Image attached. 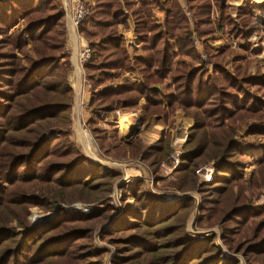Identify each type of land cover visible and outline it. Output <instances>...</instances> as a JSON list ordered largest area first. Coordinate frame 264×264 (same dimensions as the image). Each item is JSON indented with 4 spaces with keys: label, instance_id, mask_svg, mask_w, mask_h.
<instances>
[{
    "label": "trees",
    "instance_id": "16d2710c",
    "mask_svg": "<svg viewBox=\"0 0 264 264\" xmlns=\"http://www.w3.org/2000/svg\"><path fill=\"white\" fill-rule=\"evenodd\" d=\"M182 1L186 8L179 0L90 4L78 26L91 52L82 66L91 88L87 128L104 155L139 161L155 185L166 180L160 173L172 152L169 138L149 145L139 138L125 143L116 131L104 130L103 117L140 110L139 125L153 116L167 123L177 111L191 118L175 179L165 188L196 192V224L217 226L228 252L241 254L248 264H264V204H252L246 195L264 186V127L258 125L264 123V71L256 65L249 72L253 60L247 43L238 49L225 43L216 54L204 45L207 60L192 64L200 58L193 33L212 40L224 30L236 40L248 38L255 9L244 0L232 17L228 0ZM61 6L57 0L0 1V264H104L106 250L92 245L98 227L101 241L115 249L111 264H239L224 254L214 234L199 238L186 231L193 197L168 202L146 191L138 178L118 186L122 210H116L111 195L122 174L90 161L69 139L73 89L67 81L69 56L65 67L59 58L65 46ZM156 6L163 12L162 24L154 20ZM129 22L137 38L134 54L118 30ZM168 77L171 91L165 93L158 86ZM249 122L253 126L246 138L258 143L253 147L261 150L262 162L245 187L243 162L253 151L245 152L236 134ZM54 130L58 137L46 136ZM210 163L214 176L205 182L197 171ZM76 202L96 206L88 215L60 210L45 225L28 222L30 208L49 212L56 204Z\"/></svg>",
    "mask_w": 264,
    "mask_h": 264
},
{
    "label": "rangeland",
    "instance_id": "374dc122",
    "mask_svg": "<svg viewBox=\"0 0 264 264\" xmlns=\"http://www.w3.org/2000/svg\"><path fill=\"white\" fill-rule=\"evenodd\" d=\"M86 1L88 3H90V4L93 3V0H86ZM57 2L61 4L60 0H57ZM181 3L186 8V6L183 3V1ZM254 4H255V2H254ZM255 5L258 6L257 4H255ZM258 8H259V6H258ZM152 13H153V11H152ZM186 16H187L188 20L190 21L191 20L190 19V14L188 12H186ZM153 17H154V13H153ZM253 19H254V15H253ZM66 22L67 21H66V15H65V46H64V51H63L62 55L59 58H60V63L62 64V67H65V63H64V60L66 58L65 56H69V61H70V65H71L70 70H69V72L67 74V81H68L69 85L73 89V104H72V112H71V125L69 126V130L71 132V136H70L69 139H70L71 142H73L76 145V147L79 150V152L83 156H85L87 159H89L90 161H92L94 163H97V164H100L102 166H105V167H107V168H109V169H111V170H113L115 172H120L122 174V178L114 184L113 193L111 195V197L114 199L116 210H118V211L122 210V206L120 205V203H119V201L117 199V195L120 196V194L118 192V189H117L118 186L121 185V184H124V183L127 184L129 180L134 181L133 179L136 180L138 178H143V176H145L146 177V181L143 178L144 181H145V190L150 192V193H154L155 195L163 197V198H165L167 200H171L173 198V196H175V197H180L181 196L182 198L193 197L195 199V201H196L195 208H194L193 212L191 213V215H190V217H189V219L187 221V224H186V231L189 234H191L193 236H196V237H199V238H203V237H206L208 235L214 234L216 236L218 246L223 250L224 254L228 258L237 260L239 264L241 262L243 264H248L241 254L231 253V252H228L226 250V248L222 245V243L219 240V228L217 226H214V227H211V228H204V227H200V226H198L196 224L197 217H198V208H199V197H198L196 192H187V193L181 194V193H177V192L168 191L165 188V185L168 182H173L174 181L175 177H174L173 172L176 170L177 167L174 168V170H166L165 169V167H166L165 162L166 161H164L162 166H161L160 176L162 178H165L166 181L164 183H160L159 181H157L155 183V185H154L153 177H152L148 167L145 166L144 164L140 163L139 161L114 159L112 157L104 155L103 152H101L99 150L97 144L95 143L94 139L90 135V133L88 131V128H87L88 127V123H87L88 121L87 120H88V117L90 115L87 105H88V100H89V98L91 96V88L86 82V77H85V74H84V71H83V67L79 66L78 60H77V55H78V53L80 51V43L82 41L81 39L83 38L84 41L87 44H89V43H88V40L86 39V36H84V35H83L82 38L81 37L77 38L78 35L76 34V32L73 31L74 32V34H73L72 33L73 29L71 30V26L69 25L68 22L67 23ZM252 26H256V27H254V33L251 34L253 36V38H255L251 42V44L254 45V43H256V42L260 43L261 41H264V33L262 35V30L259 29L261 27H258L257 23L254 24L253 22H252ZM18 28L22 29V25L19 24ZM126 28L129 31L127 34L125 32L126 35L123 34L122 29H121V32L119 31V34H120V36H122L126 40V44H127L129 52L134 54V53H136L137 48H138L137 47V38L133 34L132 25H131L130 22H129L128 27H126ZM257 35H258V37H257ZM71 38H73V41H71ZM195 40L198 41L199 45H195L194 44ZM171 43H173V41ZM225 43H228V44H230L232 46V44H234L235 41L233 39H231V37L224 30L223 31H219L217 33V35L215 36V38L212 39V40L199 39L197 37V35L195 33H193L192 34V45H193V47L195 48V50H196V52L198 54V58L199 57L200 58H199V61L194 62L192 64H194L196 67H198L200 60L203 61V62H205L207 60V56H206V53L204 51V45L209 46L211 48V50L213 51V53L216 54V53H218L220 48ZM240 44L243 45L242 41H240ZM28 46H29L28 49H30L31 44L29 43ZM233 47L237 48V46H233ZM252 48L253 49H251V52L256 47H252ZM260 48H262L264 50V43L262 44V46ZM251 52L249 53V57L251 58V60H253V62L251 64L250 71L251 70L253 71V68L256 67V65H260L261 67L262 66L264 67V65H263V63H264V52L261 53V56H256L255 54H251ZM29 55H31L33 58H35L32 55V53H30ZM202 55H204L203 59L201 57ZM20 57L23 58L22 56H20ZM177 59H178V55H177L176 49H175L174 52H173V62H174L173 64H175L177 62ZM185 59L189 60V58H185ZM76 62H77L78 66H79V68H80V70L82 72H79V68L76 65ZM208 66H209V64L207 65V68H208ZM208 70L211 71L212 69L210 70L208 68ZM124 76L126 78H128L131 82H135L137 80V76L133 75V74H131V75L130 74H128V75L125 74ZM113 77H115V76L113 75L112 79H113ZM132 80H135V81H132ZM170 82H171L170 78L168 77L164 81V83L159 85L158 87H163V88L167 89L168 85L170 84ZM110 84H112V83H110ZM111 86L112 87H116L117 85L112 84ZM170 91H171V89L169 90V92ZM123 112H125V111L117 110V111H115L114 114H112V115H114L116 117V119H114L115 122H117V119L120 116H122ZM125 113H130V112H125ZM141 114H143V113L141 112ZM178 114H179V116H181L180 114L183 115V113L181 111H177L174 114V116H172L169 119L170 122L172 121V119H174V117L177 118ZM183 117H185V116L183 115ZM104 118L105 117H103V120H104ZM186 118H188V117H186ZM104 125H105V123L102 122V127L104 128V130H106L110 134H112L111 133L112 131H116L117 132V136H118V138L120 140H122L125 143H130V142H126L127 140H125V137L127 135H129L130 132H131V125L130 124H128L127 122L123 121L122 123H120V125L119 124L117 125V123L116 124H112V126H110V127H105ZM142 125H144V124H142ZM142 125L138 124V126H137V128L135 130V134L132 133L133 137H131V139H133V141L135 139L139 138L144 143L143 139L141 138V135H142V133L144 131V128L142 127ZM258 125H261V126L264 127V123H261V124L259 123ZM246 126H248V127L246 128V130L242 134H240L238 132V130L241 127V125L238 126L237 134H236L237 138H241L242 139V142L244 144L245 152H249V151L252 152L253 151L252 152L253 157L248 159L247 161L243 162V163L246 162L245 168L243 170V175H244L243 177H244V180L246 182V186L245 187H247V186H249V185H251L253 183V177H254L255 172H256V165L258 163L262 162L261 150L259 149V151H256V150H254V147H253V146H257L258 143L254 142L249 137L246 138V135L248 133H250V129L253 126L252 122H249L248 124L245 125V127ZM188 129H187V131H188ZM58 131L59 130L50 131V132L46 133V136H48V137H58ZM166 131H167L166 134L162 135L161 137H168L169 138L170 147L172 148L171 155L174 152H178V153H176V155L177 154L179 155V153L182 155L181 146L185 143L186 138L184 139L183 142H177V140L176 141L173 140V144H172L171 143V138H172V136H174L173 135V132L175 131L174 126L170 125V127H168ZM86 132L88 133V135L90 136V138L92 140V141H89V142L98 151L97 152L98 159L90 157V155L83 148V142H82V140L80 138V134L81 133L86 134ZM182 132H185V130L181 129L180 131H178L177 136H178V134H180ZM133 141H131V142H133ZM156 141H154V142H156ZM144 144L148 145V144H151V143H144ZM170 162H171V165H172L174 163V159H171L169 161V163ZM178 163H179V160H178ZM133 173L136 174L135 177L132 176ZM206 174H208V179H206V177H205ZM197 175H198V177L200 179L204 180L205 182H209L211 180L210 177L212 178L214 176V164L210 163L208 165H205V166L201 167L199 169V171H197ZM7 186L8 185H6V184L2 185V187H4V188H6ZM246 195H247V197H249L251 199L252 204H254L256 206H261V205L264 204V186H260L257 189H253V190L247 191ZM177 200L178 199H176V200L173 199V201H177ZM173 201H168V202H173ZM132 202H133V200H127L126 204H131ZM75 205H77V206H79L81 208H84V209L85 208H92V207L94 208V206H96L94 204H83V203H80V202L71 203V204L59 203V204H56L54 206V208L51 211H49V212H44L43 210H41L38 207H33V208L29 209L28 222H29L31 227L45 225V224H47V223H44L45 219L48 218L50 215H53V217H54L56 212L60 211V210H63V211L68 212V213H80V214H83V215H88L91 212L90 211L89 213H86V212L81 213L79 211L69 210V208H71V207H73ZM57 207H59V208L56 209ZM52 220H53V218H52ZM101 229H102V227L101 228L98 227L94 231L93 238H92V245H93V247L95 249L106 250V254L103 256V263L104 264H111V259L113 257L115 249H114V247L112 245L108 244L105 240L101 241V239L99 238V235L101 233Z\"/></svg>",
    "mask_w": 264,
    "mask_h": 264
},
{
    "label": "crops",
    "instance_id": "0c3cea01",
    "mask_svg": "<svg viewBox=\"0 0 264 264\" xmlns=\"http://www.w3.org/2000/svg\"><path fill=\"white\" fill-rule=\"evenodd\" d=\"M179 1L182 2V0H179ZM243 1L244 0H228V4L230 6V15L232 17H235V14L237 12V9H238V7L240 6V4ZM254 2H255V4H257L259 6V8H258V6H256L254 4ZM250 4H251V6L256 11L255 14H254L253 23L254 24L257 23L258 27H261L259 29L262 30V35H263V33H264V15L263 14L264 13L261 11V9H264V0H250ZM152 11L154 13V19H155L156 23L157 24H162L163 23V12L157 6L154 7L152 9ZM254 27H256V26H254ZM121 29H122V32H123L124 35H126L129 32L127 30V28L124 27V26H119L118 27V30L120 32H121ZM125 32H126V34H125ZM257 37H258V35H257ZM231 39H233L235 41V43H236V44L235 43L232 44V47L233 46H237V48H234L233 47L234 49H238V46H243L244 44L247 43V44H250V46H251L250 47V50L253 49L252 47H256L252 51L253 54H255L256 56H261V53L264 52V50L262 49L263 47L260 48L262 46V44L264 43V41H261L260 43L259 42H256V43H254V45H252L251 42L254 40L252 35L250 37H248V38H242V39H237L236 40L235 38L231 37ZM71 41H73V38H71ZM240 41H242L243 45L240 44ZM263 65H264V63H263ZM263 69H264V67L262 66V70ZM254 70H255V67L253 68V71L252 70L250 71V69H249V72H251L253 74ZM126 75H128V74H126ZM132 81H135V80H132ZM158 88L162 92L163 91L165 93L166 92H169V90L166 89V88H163V87H158ZM180 115L181 116H179V114H178V117L177 118L174 117L175 120L172 119L171 122L169 120L167 123L164 121V119L162 117H159V116H153V117L149 118L148 121L144 125H142V127L144 128V131H143V133L141 135V138L143 139L144 143H153L154 141H156L157 139H159V137H161L162 135L166 134V132H167L166 130H167L168 127H170V125L171 126H174V128H175V131L173 132V135L174 136H172V138H171V143L172 144H173V140L176 141L177 133L181 129H184L185 130V138H186L187 137V129L189 127H191L193 121L190 118L183 117L182 114H180ZM141 116H142V114H141V111L140 110L135 111V112H130V113L123 112L122 116H120L117 119V122H115L114 119H116V117L114 115H112V114H109V115H105L104 116L105 118H104L103 122L105 123V125H104L105 127H110V126H112V124H116V123H117V125L118 124L120 125V123H122L123 121L127 122L128 124H130L131 125V132H130L129 135H127L125 137V140H127L126 142H131V141H133V139H131V137H133L132 133L135 134V130H136L138 124H139V118ZM247 127L248 126L245 127V125H241V127L238 130V132L240 134L244 133V131L246 130ZM176 153H178V152H174L172 155L170 154V156L167 158V160L165 162V164H166L165 169L166 170H174V168L177 167L178 160H179L178 158L181 156V154L179 153V155L178 154L176 155ZM171 159H174V163L172 165H171V162L169 163V161ZM135 175H136L135 173L132 174L133 177H135ZM143 178L146 181V177L143 176ZM133 180H135V179H133ZM165 181L166 180L159 181V182L160 183H164ZM180 197L173 196V198L171 200H167L165 198L164 199L166 201H173V199L174 200H176V199L179 200V199L182 198V197L181 198Z\"/></svg>",
    "mask_w": 264,
    "mask_h": 264
},
{
    "label": "built area",
    "instance_id": "2783aa9c",
    "mask_svg": "<svg viewBox=\"0 0 264 264\" xmlns=\"http://www.w3.org/2000/svg\"><path fill=\"white\" fill-rule=\"evenodd\" d=\"M60 1H61L62 8L65 11L66 21L69 23L73 31L76 32V34L80 38L81 36L78 33V26L81 23V21L87 16L89 12L90 3H88L86 0H60ZM81 40L82 41L80 43V51L77 55V60H78V64L80 67H82L83 64H85L90 59V53H91L88 44L84 41L83 38ZM194 44L199 45L197 40L194 41ZM201 57L203 59L204 55H202ZM208 68L211 70L213 68V64H209ZM205 177L206 179H208V174H206ZM119 198L120 196L117 195L118 200ZM58 208L59 207H57L56 209ZM92 209L93 207L84 209L77 205L69 208V210L79 211L81 213L83 212L89 213ZM52 218H53V215H50L48 218L45 219L44 223L50 222ZM240 264H243V263L241 262Z\"/></svg>",
    "mask_w": 264,
    "mask_h": 264
},
{
    "label": "bare ground",
    "instance_id": "6f19581e",
    "mask_svg": "<svg viewBox=\"0 0 264 264\" xmlns=\"http://www.w3.org/2000/svg\"><path fill=\"white\" fill-rule=\"evenodd\" d=\"M261 11L264 13V9H261ZM71 30H72V28H71ZM72 33L74 34L73 30H72ZM77 38H78V36H77ZM76 65L78 66L77 62H76ZM78 68H79V66H78ZM79 72H82L80 70V68H79ZM80 138H81V140L83 142V148H84V150L90 155V157L95 158V159H98V154H97L98 151L89 142V141H92V140H91L90 136L88 135V133L87 132H86V134L81 133L80 134ZM184 138H185V132H182V133L178 134L176 140H177V142H183L184 141Z\"/></svg>",
    "mask_w": 264,
    "mask_h": 264
},
{
    "label": "water",
    "instance_id": "95a60500",
    "mask_svg": "<svg viewBox=\"0 0 264 264\" xmlns=\"http://www.w3.org/2000/svg\"><path fill=\"white\" fill-rule=\"evenodd\" d=\"M0 1H2V0H0Z\"/></svg>",
    "mask_w": 264,
    "mask_h": 264
}]
</instances>
